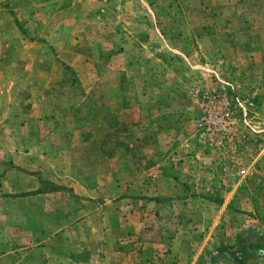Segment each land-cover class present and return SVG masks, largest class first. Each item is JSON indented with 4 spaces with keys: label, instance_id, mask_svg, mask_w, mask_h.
<instances>
[{
    "label": "rangeland",
    "instance_id": "obj_1",
    "mask_svg": "<svg viewBox=\"0 0 264 264\" xmlns=\"http://www.w3.org/2000/svg\"><path fill=\"white\" fill-rule=\"evenodd\" d=\"M257 232L264 0H0V264H206Z\"/></svg>",
    "mask_w": 264,
    "mask_h": 264
},
{
    "label": "trees",
    "instance_id": "obj_2",
    "mask_svg": "<svg viewBox=\"0 0 264 264\" xmlns=\"http://www.w3.org/2000/svg\"><path fill=\"white\" fill-rule=\"evenodd\" d=\"M39 192V191H38ZM36 192V193H38ZM258 236L262 239L259 242H248L246 245L234 248L233 246L220 243L212 252L207 255L206 264H217V260L221 254L227 251H235L236 253H242L244 251H250L255 255L264 253V232H257Z\"/></svg>",
    "mask_w": 264,
    "mask_h": 264
}]
</instances>
